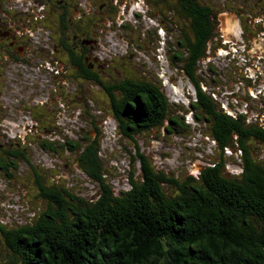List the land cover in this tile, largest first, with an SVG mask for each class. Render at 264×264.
Listing matches in <instances>:
<instances>
[{
  "label": "trees",
  "instance_id": "obj_1",
  "mask_svg": "<svg viewBox=\"0 0 264 264\" xmlns=\"http://www.w3.org/2000/svg\"><path fill=\"white\" fill-rule=\"evenodd\" d=\"M3 1L0 17L6 14L15 27H5L11 29L0 42V103L9 70L27 64L28 54L43 59L42 68L50 73L51 82H58L60 92L43 99L33 92L31 98L26 83H21L24 90L15 96L14 106L23 113L22 130L0 135V180H22L17 172L27 165L29 179L22 187H13L14 201L22 209L19 200L24 199L31 209L22 220L5 221L8 217L0 213L1 264H264V52L259 53L263 59L245 53L249 29L245 31L241 18L249 14L264 33V0H238V5L246 4L237 13L229 9V2L215 8L206 0H124V16H116L115 23L116 18L147 21L142 36L150 26L156 27L152 48L167 62L178 64L191 83L193 92L182 95L187 102L171 97L163 82L173 83L174 77L160 75L161 69L152 72L144 67L131 77L119 57H112L116 53H98L99 46L103 51L107 46L103 33H93L105 18L95 20L88 14L91 0L74 9L79 20H71L69 0H52L49 9L34 0L33 8L26 9L34 11L24 19L21 7ZM112 1L97 3L93 13L118 14L119 6ZM149 3L161 7L150 12ZM227 13L232 17H223ZM226 30L236 32L227 36ZM261 32L257 38H264ZM30 35H39L42 42L32 44ZM164 36L173 37L166 49L161 45ZM215 49L225 53L231 65L239 64L234 73L248 93L232 96L237 103L240 99L247 103L242 111L233 110L232 98L221 92L223 84L211 60ZM17 75L25 81L24 72ZM40 81L31 77L32 85ZM94 92L103 97L95 100ZM85 103L103 116L86 111ZM60 105L70 108L69 119L79 116L93 129L71 137L76 131L63 120L67 112ZM253 111L252 119L248 114ZM191 119L202 125L196 130L199 141L190 146L187 171L171 169L161 162L165 158L161 153L143 150L138 143L137 136L153 128L192 140L197 134ZM29 132L35 135L30 137ZM111 133L118 141L121 135L133 141L126 162H121L122 155L101 149L99 138ZM209 139L211 152L203 153L201 145ZM259 143L255 154L252 148ZM31 147L51 158L46 164L33 161ZM118 150L121 153V147ZM35 203L39 206L32 207Z\"/></svg>",
  "mask_w": 264,
  "mask_h": 264
},
{
  "label": "rangeland",
  "instance_id": "obj_2",
  "mask_svg": "<svg viewBox=\"0 0 264 264\" xmlns=\"http://www.w3.org/2000/svg\"><path fill=\"white\" fill-rule=\"evenodd\" d=\"M34 2V0H4L3 2H5L7 5L11 2L13 3L16 7L20 8L21 7V15H22V19L26 18L29 14V12H32L34 10H26V9H30L33 8L32 7V3ZM36 1H42L45 3V8L49 9L48 7H52V0H36ZM54 1V0H53ZM89 1V0H88ZM106 2H110V0H103ZM128 1V0H127ZM172 1V0H171ZM209 3H212V6L219 7L222 4L226 5V2H229L227 4H229V9H231L232 13H237L239 11V8L241 7V5L246 4L244 1H241V4L238 5V3H240L238 0H206ZM69 6H70V11L73 12L72 18L71 20H79V16L77 13H74V9L77 10V8H81L83 3L85 4V0L83 2H81V4L79 3V0H69ZM102 0H91V4H88V7L90 9V11L88 14L89 15H94V19L95 20H100V17L104 20V23H100L99 26H95V30L93 35H102V42L106 44L107 48L106 51L101 50V47L99 46L98 49V53L101 55H105V54H110L112 52L116 53V55H112V57H119V61H121L122 66L128 71L129 76L133 77L135 75L141 74V69L142 68H146L151 70L152 72H156L157 69H161L159 71L160 75H162V73L165 72V74L167 76H169L170 78L174 77V82L171 83L170 81H166L163 82V85L165 86L166 90H168L170 92V95L172 98L175 99H183L185 101V99L183 98V93L193 92V87L191 85V83L187 80V78L181 73L180 68H177L178 64H175L173 61H169L167 62L165 59H163L162 55H157L156 52H154L152 46H156V34L154 32V30L156 29L155 26H150L149 29H147V31L145 32V35H141L142 32V26L144 27L147 23V21H142L141 24H138V21H121L118 20L116 18V23L114 18L118 15L124 16L122 14V11H125L122 9V5L124 3V0H121L120 4H119V0H113L112 3H114L115 6H119V13L118 14H112L111 16L107 15L104 17L101 14L95 15L93 13L94 11V7L96 6L97 3H101ZM119 4V5H118ZM151 8H150V12H153L154 10H158L161 6H156L155 3L151 4ZM5 5V6H7ZM213 7V8H214ZM222 7V6H221ZM224 7V6H223ZM133 7H131L132 9ZM102 9V8H101ZM165 10V7H162V11ZM96 11V10H95ZM117 12V11H116ZM224 16H230V13H227ZM240 16V14H239ZM159 17H161V15H159ZM163 17V16H162ZM32 17H30L29 19H31ZM164 18V17H163ZM241 18H243V20H245L244 26H245V31H247L249 29V32L246 34V38L243 35L246 45L249 48L248 50H245V53L249 55V53L252 55H249L251 58L256 57L258 55L259 58L263 59V57L261 55H259V53H263L264 52V38H257L256 36L258 35V33H260L261 31L259 30V28L257 27L256 23H258L259 21H252L249 14H244L243 16H241ZM147 20V19H145ZM230 19L227 18L226 19V23L229 27H233L230 26L231 24L229 23ZM235 22L233 21V24ZM24 24V22H23ZM165 25H167L166 22H164ZM29 25V24H28ZM125 25V26H124ZM164 25V26H165ZM30 27H32V29H35L36 27L31 23ZM256 27V28H255ZM223 28V27H222ZM218 30V27L216 26L215 31ZM235 30V29H233ZM233 30H226V32H229V35L227 36H231V33L234 32ZM219 31V30H218ZM236 32V31H235ZM234 32V33H235ZM241 32V31H240ZM258 32V33H257ZM255 34V35H254ZM261 34L264 36V33L261 32ZM33 35V34H32ZM166 35V34H165ZM259 36V35H258ZM30 37V42L32 44H40L42 41L39 35H35V36H29ZM165 37V44H161L162 47L165 46V49L167 47V42H169L172 44L173 41V37H169L166 38ZM135 38H139L138 42H135ZM134 40V41H133ZM216 40V39H214ZM243 42V40H242ZM241 42V43H242ZM5 43V42H4ZM1 44V43H0ZM5 45V44H4ZM218 46V44H217ZM140 49H139V48ZM217 49V48H216ZM215 49V51H216ZM139 50V51H138ZM142 50V51H140ZM153 50V51H152ZM95 51V50H94ZM97 52V51H96ZM146 53V54H145ZM167 53V52H166ZM144 54V55H143ZM217 54V55H216ZM170 54H168L169 56ZM225 53L221 52L220 50L216 51L214 56H211V60L213 61V69H215L218 73H217V80L223 84V86L221 87V92L225 95H228V98H232V109L233 110H241L245 105H247V103H245V101H242L241 99L239 101H241V103H237V101L233 100V96L232 93L235 92L241 96H245L248 93V89L247 88H243L240 87L242 86V84L240 83V78L238 76V74L234 73V69H238L239 68V64L235 62V65H231V62L228 61L227 59L224 58ZM234 57V56H233ZM40 57H37L36 54L32 55V54H28L27 58L25 59L27 62V64H17L16 66H12L11 69L9 70V73L7 74L8 77V81L5 82L6 86H4L5 89V94L3 95V98L1 100V102H7L10 104L16 103V101H18L17 99H15V96H21L22 92H23V85L21 83H26V89L28 92H30V97H36V98H45L47 95L53 96L55 93L60 92L58 89V82H51L50 78H48L50 75V73H47L44 71L45 68H42L43 66V59H39ZM236 58L240 59V56L238 55ZM235 58V60H236ZM137 62H136V61ZM158 61V65L162 68H156V63L155 61ZM263 67H264V61L262 62ZM47 67V66H46ZM122 67V69H123ZM237 67V68H236ZM40 68H42L41 70H39ZM262 68V67H261ZM39 70V71H38ZM47 71V69H45ZM162 71V72H161ZM24 72V76L23 79L25 80L24 82H21V76L17 75V73H22ZM27 72V73H26ZM30 72H33V74H35V72H37L36 75H29ZM135 74V75H134ZM262 74V80L264 82V71H261ZM40 77H39V76ZM31 77H35L38 78L39 80H41L38 84L32 85L31 83ZM47 77V78H46ZM238 77V78H237ZM253 78V76H251ZM18 79V82H17ZM165 83V84H164ZM174 84V86L172 85ZM260 87V86H257ZM262 88V87H260ZM2 90V89H1ZM46 90L51 92H46ZM97 93L100 91L99 89H96ZM250 90H252L250 88ZM259 90H257L256 92H258ZM33 92H37V93H33ZM42 92V93H41ZM101 92V91H100ZM32 93L34 94V96L32 95ZM96 92H94L93 94V98L95 100H97V98H102L103 95L101 94H97ZM26 94V92H25ZM249 96H251V98H257L255 96H252L249 92ZM97 97V98H96ZM100 98V99H101ZM56 102V101H53ZM98 102L100 103V101L98 100ZM187 102V101H185ZM256 102L254 101L251 105H255ZM107 106L108 103L105 104V108H106V112L107 111ZM55 106H53L52 109H54ZM61 108V110H63L64 113H66V116H63V120L65 122H70L72 125V129H74L76 131V133H74V136L71 137H75L76 135L81 136L84 135V133L86 132L87 134V129L88 131L92 130L93 127L89 126V121H87V124H83L82 121L80 120V117H75L73 119H69L68 116L70 115V108L67 109V107L65 106L64 109L63 107L60 105L59 106ZM85 110L86 111H91L93 112V114H96L97 116L99 115L98 118L102 117L103 115L101 113H95V111L92 109V107L90 106V104L85 103L84 105ZM93 110V111H92ZM235 110V111H236ZM242 111V110H241ZM74 112V111H73ZM83 113V112H81ZM86 113V112H85ZM103 113V112H102ZM250 113V112H249ZM73 114V113H72ZM248 114V113H247ZM250 118H254V111L251 112L250 114H248ZM22 118V116L20 117V119ZM97 118V117H96ZM92 119V117L87 116V120ZM264 119V117H263ZM190 126L192 128H194V133L197 134L196 137L189 139H184L181 137H178L177 135H172L170 133L167 132H163V133H159L158 130L156 128L150 129L146 132L141 133L140 135H138V143L142 146L143 150H148V151H153V152H159L162 154V157H165L163 160H161L162 163H164L166 166L170 167L171 169L176 168L179 169L181 172L187 171L189 169V163H188V156L192 153V149L190 148L191 145H194L195 143H197L200 139V135L198 134L199 132H197V127H201L202 123H197L195 121H193L192 119L189 121ZM76 125L78 127H82L83 129H77ZM97 126H100V122L98 120L97 122ZM111 126V125H110ZM101 128V126H100ZM110 129H113V127L111 126ZM102 130V129H101ZM29 134V136L31 137L32 135H35V133H27ZM90 134V132H89ZM104 135V134H103ZM99 136V134L97 135ZM100 142H101V149L105 151V148L108 149L109 154L112 155H122L123 158L121 160V162H126L127 161V154L126 152H128L129 150L132 149V146L134 145L132 140H129L127 137L121 135L119 137V141L117 140V138L114 136L113 133L111 134H107V137L103 136L101 137V139L99 138ZM203 140V139H201ZM211 140H207V145H201L202 147V151L204 153L207 152H211L210 148H208V145H211L212 143L210 142ZM122 143V144H121ZM107 145V147H106ZM262 145L256 144L255 147L252 148V150L255 151V154H257V149L260 148ZM119 147H121V153H119L120 151L118 150ZM31 154H32V160L33 161H40L41 163L44 162V164H46L48 162V154L46 155L42 150H39L37 147H31ZM106 152V151H105ZM196 154V153H195ZM166 156H169V158H166ZM264 157V149H263V153L261 154V157ZM50 157V156H49ZM198 157H202V154L199 152V156ZM51 158V157H50ZM207 159V157H206ZM113 162H111L112 164ZM195 163V162H194ZM196 164H201V163H197ZM51 165V164H50ZM49 165V166H50ZM22 166L20 167V171L19 173L17 172V176L18 178L20 177L22 180H11L8 183L5 180H0V213L1 215H6L8 218L6 219V217L4 218L5 221H9L10 217H19L18 219L22 220V218H25L27 215L31 214L29 213L31 211V209H27V204L29 203L28 201L22 199L19 200V204H21V208L19 207L18 204H16V202L14 201L16 196H17V191L13 189V187L17 186V187H22V182L24 183L25 180H28L29 178H27L26 173L27 171H29V167ZM22 176V177H21ZM25 184V183H24ZM30 185L29 181H28V186ZM32 185V182H31ZM27 190L29 191L28 193H30L32 190H29V188L26 186ZM14 191V192H12ZM30 196L27 195V198H29ZM19 198V197H18ZM26 205V207H25ZM39 206V204H33L32 207H37ZM4 244L1 242V247L3 249L2 253H6L5 252V246H3ZM4 261V257L2 256V254H0V264Z\"/></svg>",
  "mask_w": 264,
  "mask_h": 264
},
{
  "label": "flooded vegetation",
  "instance_id": "obj_3",
  "mask_svg": "<svg viewBox=\"0 0 264 264\" xmlns=\"http://www.w3.org/2000/svg\"><path fill=\"white\" fill-rule=\"evenodd\" d=\"M9 18L7 17V15H3V17H0V26L2 27V30L0 29V42L2 41L1 39H3L4 35H6L11 28H5L7 26H14V22H9L6 19ZM5 20L7 21V23H5ZM10 20L12 21V19L10 18ZM5 25H3V24ZM18 25H20L19 23H17ZM4 29V30H3ZM7 30V31H6ZM18 30L19 27H18ZM3 103V105H2ZM3 110V111H2ZM2 111V112H1ZM2 114V119L3 121L0 122V135L1 136H9L10 132H18L22 130V119H20L21 116H23V113H20L14 106L13 104L7 103V102H1L0 103V116ZM8 130V132H7ZM5 138V137H4Z\"/></svg>",
  "mask_w": 264,
  "mask_h": 264
}]
</instances>
